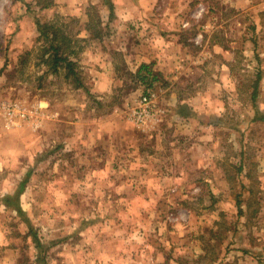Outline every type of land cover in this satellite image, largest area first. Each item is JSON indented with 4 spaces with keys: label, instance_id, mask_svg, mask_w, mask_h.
I'll use <instances>...</instances> for the list:
<instances>
[{
    "label": "rangeland",
    "instance_id": "374dc122",
    "mask_svg": "<svg viewBox=\"0 0 264 264\" xmlns=\"http://www.w3.org/2000/svg\"><path fill=\"white\" fill-rule=\"evenodd\" d=\"M109 1L76 0L83 5L73 6V0H0V264H97L85 257V243L93 238L100 245L114 234L136 242L134 253L141 264H264V120L254 119L257 108L264 112V0L255 1L254 7L244 0L239 7L235 0H155L147 9L135 5L124 10L121 14L128 18L120 20ZM90 4H96L103 20L96 27L102 28L103 38L86 42L83 53L91 46L99 52L137 43L141 48L142 42L147 49L176 32L169 38L184 45L178 48L194 69L176 91L197 98V104L191 109L185 103H167L165 77L157 88V80L148 86L123 71L122 85L100 100L85 88H73L62 75L46 74L49 65L41 62L44 39H38L37 21L88 36ZM167 16L172 20L168 25L161 21ZM73 18L74 24L66 27ZM27 50L28 61L22 64ZM115 57L125 64L123 56ZM81 59L87 65L85 54ZM259 69L255 106L251 92ZM148 88L156 92L161 113L143 127L131 114ZM14 101L30 113L27 119L13 112L9 104ZM180 109L195 114L176 118ZM93 110L127 120L120 126H134L138 144L146 151L157 148L160 161L154 160L153 169L147 163L143 182L131 177L117 184L86 183V168L78 166L72 175L77 180H70L71 194H59V116ZM42 111L48 116L44 125ZM38 124L42 128L37 131ZM29 132L31 145L21 144ZM162 155L169 156L168 165ZM11 158L15 163L7 165ZM182 163L183 171L177 167ZM28 170L32 173L20 195L23 214L6 206L3 196L19 188ZM134 191L150 197L132 200L123 195ZM30 222L44 243L41 248Z\"/></svg>",
    "mask_w": 264,
    "mask_h": 264
},
{
    "label": "crops",
    "instance_id": "0c3cea01",
    "mask_svg": "<svg viewBox=\"0 0 264 264\" xmlns=\"http://www.w3.org/2000/svg\"><path fill=\"white\" fill-rule=\"evenodd\" d=\"M73 1V6L83 5L75 2L76 0ZM152 1L155 0H113L115 7L118 8L119 20L128 18L126 14H121L124 13V10L130 12L135 5L147 9L151 7ZM235 1L236 6L239 7V3L243 0ZM244 1L247 2L249 7H254L258 4L255 3V1L259 2L260 0ZM123 15H125L124 18ZM169 17L167 16L166 20L164 18L161 19V21H165L168 25L172 21ZM140 19L143 24L147 22L146 19ZM175 34L176 32L173 34L167 33L168 39L159 41L160 47L151 43V48L147 49H143L144 42L141 43V48H139V43H137L135 47H129L127 45L126 47L120 46L118 48H112L108 46L100 52L98 49L92 50V46L87 47V50L82 53L85 54V58H87V65L81 64V66L83 70L85 67V71H87L89 75V80H85L86 84L89 86L88 90L93 94L95 93L100 100L105 97H111V95L113 96L117 91V87L121 86L123 83L125 78L123 71L135 72L142 63H152L153 70L158 72V79H156L157 81L155 80L157 82V88L161 86V78L165 77L169 81L166 88L169 90L170 95H166L168 98H166L165 101L171 103L172 106L176 103H185V105H189V108H191L190 105L197 104V98L192 99L185 94H180L184 91L179 93L176 91V88L180 85H185L183 83L186 81L185 76L190 77L194 74V69L189 66V59L187 56L179 49L180 46L183 48L184 45L177 40L178 38H176V41L169 38ZM88 36H90V34ZM91 40H95V38H91ZM91 44H96V42L92 41ZM117 53L124 57L126 61L125 64L119 65L117 63L115 57ZM12 54L14 55V53ZM133 60L134 62H132ZM80 62L82 63L83 59H80ZM135 79L141 80L137 76ZM192 80L196 81V78H192ZM72 87L74 88L73 85ZM188 102L190 104H188ZM76 107L78 106L74 105V108ZM174 109H176V107H174ZM194 114L195 112L192 110L182 111L180 109L176 110L175 117L185 119L190 118V116ZM46 115V111H42V113L39 114L42 125H44L48 118ZM119 118L120 117L117 118L114 115H106L103 117V115L97 114L94 110L87 113L80 111V113L76 115L70 113L68 114V118L65 119L59 116V194H71L72 187L70 180L73 183L72 180L75 178L72 175L77 173L75 168L78 166L86 168V183H90V180L94 183L107 180V182H113L115 184L120 182L128 183L131 177L136 180V177H141V182H143L146 176L143 173H145L146 165H148L147 163L149 162V166L151 165L150 167L152 169L155 168L154 160H157V162L160 161L158 159L159 152L157 153V148L154 150L153 147L148 146L150 150L147 149L146 151V147L138 144L139 133L134 129V126H130L129 128L123 125V127H121L120 125L123 121L127 122V120ZM42 125L38 124V126L34 128L38 131L42 128ZM33 134L37 135L38 133L36 132ZM40 136L41 133L39 132L38 137ZM32 137L33 135H30L29 132L27 141L23 140L21 144L27 143L30 146ZM39 139L40 141L43 140V138ZM14 143L18 144V142ZM11 157H13V154ZM161 158H167L166 165H168L169 156L166 157V155H162ZM12 160L11 158L7 162V165H9V163L11 165ZM13 163H15V161ZM177 167L183 171V163L182 166ZM132 170H141V172L133 173ZM155 180L157 182L159 181V179ZM155 180L153 178H150V180L145 178V182L151 181V183H154ZM86 191H89L88 187ZM123 195L132 200H145L150 197L149 193H144L142 191H134L127 195ZM124 196L120 197L124 198ZM141 205L140 203L138 208H134L136 213H140L142 209ZM129 210L131 211V208H129ZM90 223L91 222H89L88 225H90ZM116 235L106 236L100 245L95 242V239L90 238L91 240L85 243L88 251L85 257H88V261H93L97 264H138L137 262L141 264L142 261H140L137 252L134 253L133 245L136 244V242L132 243L129 238L123 240V238H119L120 236ZM96 249H99L98 254Z\"/></svg>",
    "mask_w": 264,
    "mask_h": 264
},
{
    "label": "trees",
    "instance_id": "16d2710c",
    "mask_svg": "<svg viewBox=\"0 0 264 264\" xmlns=\"http://www.w3.org/2000/svg\"><path fill=\"white\" fill-rule=\"evenodd\" d=\"M109 3V7L114 12L115 7L113 1L110 0ZM97 8L98 7L96 4H90L87 10L88 20L85 27L90 32V36L88 37L80 36L78 32H67L68 30L66 31V28L57 26L52 22H42L40 20L37 21L38 29L40 31L38 39H44V43L41 45V62L47 63L49 65L46 74L53 73L59 74V76L62 75L64 79L70 82L75 88L89 89V86L85 81V74L84 70L82 69L80 59L85 49L84 44H86V42L90 41L91 38H103L102 28H96L99 25L101 26L103 22ZM74 20H76V18L70 20L69 23L66 22V27L74 24ZM25 53L26 54L21 55L20 62L22 64L27 63V55L30 54V51L27 50ZM128 73L132 76L139 77L144 83H148V86H151L154 83V80L158 79V72L153 70L152 63H142L137 71H128ZM261 77V69H259L251 92L254 105L258 99L259 81ZM256 112L257 113L255 114L254 119L264 120V112L260 113L258 108ZM31 173L32 170H28L25 178L20 181L19 188L14 193H7L3 196L6 206L12 207L17 212L23 214H25V210L20 203V195L25 190ZM237 204L240 207L239 213L242 214L244 210L243 207H241V201L237 200ZM27 219L29 220L30 218L27 217ZM30 225L31 231L36 241V246L41 248L44 243L38 236V232L31 222ZM28 234L30 233L26 232V235ZM204 256H206V254Z\"/></svg>",
    "mask_w": 264,
    "mask_h": 264
},
{
    "label": "built area",
    "instance_id": "2783aa9c",
    "mask_svg": "<svg viewBox=\"0 0 264 264\" xmlns=\"http://www.w3.org/2000/svg\"><path fill=\"white\" fill-rule=\"evenodd\" d=\"M9 106L13 107V112L16 111L20 119H27L30 116L27 109L18 101L12 102ZM160 113L157 94L154 90L148 89L140 95L136 104L133 106L131 117L136 124L144 127L153 123L154 120H159Z\"/></svg>",
    "mask_w": 264,
    "mask_h": 264
},
{
    "label": "clouds",
    "instance_id": "9594fccd",
    "mask_svg": "<svg viewBox=\"0 0 264 264\" xmlns=\"http://www.w3.org/2000/svg\"><path fill=\"white\" fill-rule=\"evenodd\" d=\"M0 242H3L2 235H0Z\"/></svg>",
    "mask_w": 264,
    "mask_h": 264
}]
</instances>
